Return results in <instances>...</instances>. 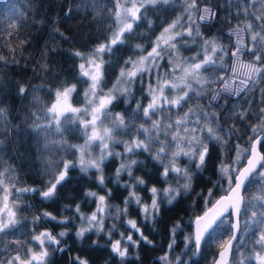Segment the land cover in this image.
<instances>
[{"label": "trees", "instance_id": "1", "mask_svg": "<svg viewBox=\"0 0 264 264\" xmlns=\"http://www.w3.org/2000/svg\"><path fill=\"white\" fill-rule=\"evenodd\" d=\"M124 1L120 0L121 3ZM191 2L192 0H187V3ZM196 2L198 9L202 11L208 8L209 14L214 13V16L209 22L201 23L200 13H194L196 19L191 25L192 36L187 35L189 21L184 12L185 0H172L166 6L146 5L147 10L141 9L138 14L141 19L133 24L132 32L124 34V42L114 45L111 52L100 56L105 63L102 69L103 82L97 89V94L102 95L112 91L121 70H130V61H138L141 56H146L164 28L179 18V24L172 31L173 35L175 32L183 34L175 41L179 59H170L166 54L159 62V67L144 73L142 79L138 77L131 85L122 84V87L131 88V95L112 91L117 98L108 106L107 117L101 115V125L111 127L115 116L119 114L125 118L129 127L135 125V128L127 135L124 133L128 129L114 132L108 151L124 154L125 142L146 139V134L137 133L136 129L141 124L151 128L152 120L163 121L159 130L154 131L161 137L167 135L170 140L173 133L164 132L169 121L164 120L163 116H169L174 123L189 109L196 115L200 112L215 113L224 129V132L219 133L223 138L221 142L204 141L208 144L209 154L202 172H197L195 163H189L186 157L176 161L180 168H187L193 174L191 188L187 192L182 191L172 205L166 199H161L160 212L145 219L134 200L127 207L125 201L129 192L134 191L142 198V203L150 205L151 195L148 190L152 186H156L162 193L166 187L177 188L185 182L183 177H177L176 174H170L167 180L161 178L164 165L171 163L175 145L168 149V156L159 161L153 159L160 147L156 143L152 145L150 153L137 150L130 156H109L102 165V171L89 169L81 172V153L77 149L83 143L84 133L76 119L78 115L65 113V117L74 122L65 121V130L58 133L55 123H50L51 114L47 112V108L51 107L56 98V91H63L65 87L72 85H75L76 91L69 97L70 105L77 107L84 103L89 79L81 76L79 65L84 61L75 52L91 55L100 44L110 42L119 27L115 15L117 0H0V57H4L0 60V112L3 113L0 115V172L5 173V184L11 193L9 202L12 203L18 197L16 210L21 221L15 229H10L4 235L3 242L0 243V259L5 264L16 255L15 250L20 247L15 241L22 242L24 252L28 247L40 251L39 243L33 241L32 236L42 231L50 232L60 241L58 246L51 247L45 242L50 253V264H77L74 259L76 257L86 259L88 264H162L160 257L165 253L169 254L171 264H178L175 259L177 256L185 264H210L213 261L220 244L230 235V230H226L225 226H218L202 242L196 255H193L196 252L194 243L186 249L185 242L186 237L191 235L192 225L189 222L205 209L204 200L208 190L213 189L212 201L224 193L219 186L213 187L219 179L221 160L232 164L237 156V145L248 149L250 141L258 134H254L252 128H259L264 119V77L255 84L250 81L247 89L237 93L235 89L240 86L238 72H232V68L239 64L255 63L258 67H264V53H261L260 60H256L257 52L253 51L243 52L238 60L231 55L236 46V32L243 36L245 49L256 47L251 39L254 32L260 31L264 35V29L261 28L264 19H256L257 16H264V0ZM249 24L254 25L253 29L249 30ZM197 28L199 36L196 35ZM206 39H215L216 43L222 48L227 47L228 51L212 54L209 45L206 53ZM205 54L213 55L215 63L201 71V78L212 79L214 82L202 86L195 80L190 81L193 88L201 92L199 97L192 94L191 99L183 102L179 108H172L163 115L157 113L150 119H145L143 107L151 102L149 85L158 89L163 80H173L174 77L182 75L179 69L173 71L174 64L185 60L191 62L190 58L194 56L198 62ZM126 61L129 63L126 64ZM225 80L232 86V92L224 91ZM21 87L26 89L25 94H20ZM177 94L165 89V95L169 99ZM217 94L219 99L213 100L212 97ZM138 104L141 106L140 112L133 117ZM65 117H61L62 122ZM195 118L196 116L190 117L191 120ZM201 125L204 126L203 119ZM187 126L191 128L194 125L190 123ZM209 126L215 128L216 121H212ZM229 129L233 132L231 136L227 135ZM196 134H200L199 130ZM258 149L264 155V141L258 145ZM247 153L238 167L242 165ZM195 159L198 160V155ZM131 160L142 163L133 167L131 177L124 172L118 181L116 169L121 163H130ZM64 162H70L73 167L68 170V179L58 186L50 200H43L39 192L19 194L15 191L16 188L46 191L49 182L63 170ZM258 170L264 171L259 167ZM101 175L104 177L103 185L99 183ZM138 178L143 179L145 185L137 186ZM221 183L226 186L227 180ZM261 183L258 174L255 179L250 178L242 189L241 195L244 199L252 201ZM125 184L129 187L124 188ZM87 192L96 193V198L86 196ZM3 194V186H0V197ZM101 195L106 197L103 230L96 231L99 225H95L82 238H78L76 232L81 227H88L87 221L81 217L91 216L97 210L98 197ZM117 209L126 214H119ZM252 211L251 205H248L247 215L242 217L241 225L251 217ZM45 212L56 219L44 218ZM37 216L41 219L34 225L32 222ZM128 220L136 221L143 236L152 243L142 240L141 233L135 232L128 225ZM178 221L182 230L173 236L171 229ZM60 232H66L67 235L60 237ZM129 234L137 243L129 244ZM241 235L242 232L237 234V241ZM173 239L175 244L169 249ZM117 240H121V249L127 248V256L123 259L111 251L112 243ZM237 241L233 242L234 245ZM61 248L63 251L59 250ZM233 251L234 248L228 264L236 263Z\"/></svg>", "mask_w": 264, "mask_h": 264}, {"label": "snow or ice", "instance_id": "2", "mask_svg": "<svg viewBox=\"0 0 264 264\" xmlns=\"http://www.w3.org/2000/svg\"><path fill=\"white\" fill-rule=\"evenodd\" d=\"M172 3V0H134L131 7H125L120 0H117L115 15L117 21L120 22L123 26L119 28V31L116 32L113 38L107 44H100L95 50L91 53V55H83L80 52H75V55L81 57L84 61L79 65L81 76L87 77L91 83L89 86V92L92 95L97 94V89L100 88L103 82V74L102 69L104 66V60L100 59L101 54L105 52H111L112 47L117 45L118 43L124 42V34L130 33L133 30V24L141 19V16L138 15L141 12V9H146V5L151 6H159V5H169ZM138 4V6H137ZM186 7L184 8V12L188 16L189 21V30L187 35L192 36L191 25L195 23V15L194 13L199 12V21L201 23L209 22L213 14H209L210 10L208 8H204L202 11L198 9L196 0H192L191 3H187L185 0ZM71 10H69L70 12ZM69 13H66V15ZM257 20L264 19V16H257ZM179 18L177 21L173 22V24L164 28L163 32L160 36L157 37L154 42V46L151 51L147 53L146 56H141L138 61H130L132 63V68L130 70L122 69L120 73V77L118 78L117 84L113 86V91L119 92L121 94L131 95L130 87H122L121 85H131L138 77L142 79L143 74L146 72H150L152 68H158L159 62L165 58L167 54L170 59H179L177 43L175 42L177 37H181L183 34L181 32H175L172 34L173 29L179 24ZM254 25L249 24V30L253 29ZM261 28L264 29V25H261ZM196 35L199 36V30L197 28ZM231 35V33H230ZM236 46L235 50L232 51V57L239 59L240 55L245 51H253L257 52L256 60L261 59V53H264V35L261 34L260 31H256L252 34L251 39L256 45V47L245 49L244 47V39L240 32L235 33ZM62 36V34H61ZM204 51L208 52V46H211V53L217 54L218 51L227 52V47H221L216 40H204ZM139 47V45L137 46ZM169 50H172L169 52ZM4 59V57H0V60ZM223 59V57H221ZM189 60L181 61L180 63H176L173 65V71L179 69L182 72V75L178 77H174L173 80H163L162 83H159V87L153 88L149 85V94L151 95V102L143 107V117L145 119H150L152 116L157 113H161L162 115L165 112L170 111L172 108H179L182 106V103L186 100L191 99V95L194 94L196 96H200L201 92L197 91L193 88V85L190 81L195 80L196 83L200 85H210L214 81L212 79H203L201 78V71L207 70V67L213 65L215 61L213 60V55L205 54L202 60L197 62V57H191ZM129 61H126V64ZM87 65V68H86ZM222 66V65H221ZM245 68L247 71L245 75L247 79H243L240 81V86H238L235 91L237 93L244 91L248 88L249 82L252 84L258 82L262 77H264V67H258L255 63L243 64L240 65ZM232 72L236 73L237 68L233 67ZM215 76V73L211 74ZM223 79V77H220ZM178 81V82H177ZM170 89L176 93L173 98L169 99L167 95H165V89ZM76 91L75 85L65 87L63 91H56V102L51 105V107L47 108V112L51 114L50 123L54 122L56 125V129L58 133L63 132L65 129L63 128V123L67 121L68 123H72L74 121L69 120L65 117V113L71 112L74 116L76 113H79L81 109L71 107L69 104V97L73 92ZM224 91L232 92V86L225 80L224 83ZM20 94H25L26 89L21 87L19 89ZM87 97V93H86ZM111 92L106 95H102L99 100V105L91 108V119H81L80 117H76L79 120L80 126L85 129V135L87 139L85 144L80 146L77 150L80 151V171L86 172L89 169H95L97 171H102V165L107 161L109 156L122 157L124 154H134L137 150H142L144 152H151L152 145L159 143V151L153 157L154 160H161L164 157L168 156V149H170L173 144L175 145L176 150L172 152L171 155V163L170 165H164L163 171L161 173V178L167 180L170 174H176L177 177H183L185 182L182 185H178L177 188L166 187L162 190L158 189L156 186H152L148 191L151 195V204L142 203V198L139 195H136L134 191L129 192V197L125 201L126 207L130 205L131 201H135V203L139 206L140 211L145 215V219L149 216H155L160 212V200L166 199L169 205H172L175 201H177L178 197L181 195V192H187L192 186L193 174L187 168H180L176 161L181 157H186L189 163H195L196 171L202 172L205 167L206 156L209 154V147L207 143H204L205 140L212 141L215 140L218 143L223 139L219 133L224 132L223 126L219 124L218 117L215 113L212 112H200L199 115L193 113L191 109L188 112L183 114V117H180L175 120V122H171L170 117L167 115L163 116L164 120H168L169 123L164 127V132H172L171 139H168L167 135L161 137L157 134L160 126L163 121L161 120H152V127L146 128L143 124L140 125L138 129H136L137 133L146 134V139H133L131 142H125V150L124 154L119 152H110L109 149V141H113V133L117 132L121 129H128L124 134L127 135L129 132L135 128V125L129 127V124L125 121V118L119 114H117L114 118V122L111 127H98V123L102 124L101 115L103 114L107 117V109L110 104L116 99ZM213 100L219 99V95H214L212 97ZM89 103L91 101L89 100ZM141 106L138 104L136 109L134 110L133 117L137 116L140 112ZM264 111V110H262ZM0 115H3L0 112ZM178 115V114H177ZM191 116H196L195 120H191ZM61 117H65L62 122ZM227 118V117H226ZM241 118H243V114H241ZM201 119L204 121V126L201 125ZM212 121H216L215 128L211 125ZM37 123H39V119H37ZM193 124L194 126L189 128L188 124ZM91 127V133H88V128ZM157 130V131H154ZM174 130V131H173ZM181 130L182 133L181 134ZM199 130V135H197V131ZM252 132L260 133L255 136V140L251 143L250 152L251 155L247 156V164L240 168L238 165L241 163L242 157L249 151L246 148H241L237 145V156L235 161L232 164L226 163L221 160L219 166V179L216 183H214L213 187L219 186L221 191L225 194L221 195L214 202L212 201L213 189L208 190L207 196H205V210L203 214L196 215L193 220L189 223L194 225V233L188 237H186L185 248H190L191 243L194 241L196 252L193 255H196L202 245V242L211 235L212 232L216 230V228L220 225L225 226L226 230L231 231L230 238L220 244V247L223 249L220 252V258L215 261V264H228V253L234 247H240L243 245V242L247 239L246 236L241 235L239 241H237V234L244 232L248 233L250 229L254 227H260L261 232L255 241V246H259L261 249H264V171L258 170V165L260 169H264V155H262L258 151V145L264 141V119H262L259 128L253 127ZM228 136L233 135L231 129L227 132ZM95 141H99L101 145V154L96 159H90L85 161L84 152L89 146H91ZM184 145V147H181ZM76 147V146H71ZM198 155V160L195 159ZM142 163V161L131 160L130 163H121L120 166L116 169V177L119 181L121 173L127 172L131 177L133 167L137 164ZM73 165L70 162H64L63 170H60L58 175H55L53 181L49 182L46 191H41L40 189H27V188H16L15 191L19 194H23L26 192H39L40 196L43 200H50L56 193L58 186L62 184L66 179H68V170H70ZM258 174V177L261 179L262 183L258 188L259 195L253 197L252 201H247L241 195L242 189L245 188L246 182L250 180V178L255 179ZM5 173L0 172V186H3V197L2 201H0V243L3 242L4 235L10 229H15L18 224H20V218L17 215V203L16 199L9 203V196L11 195L9 187L5 184ZM227 180V185H223L221 182ZM99 183L101 185L104 184V177L101 175L99 177ZM136 185H145V181L143 179H137ZM124 188H128L129 185H123ZM86 196L96 198V193L87 192ZM105 200L106 197L101 195L98 197L97 202V210L92 213L91 216H82V220H86L88 223V227H81L80 230L76 232V236L78 238H82L86 232H89L93 229L95 225H99L96 228V231L103 230V220L105 213ZM211 203V207H207V205ZM248 205H251L253 211L251 217L248 220H245L243 225H241V219L243 216L247 215ZM77 211H79V206H77ZM117 212L121 215L126 214V212L121 213L120 209H117ZM44 218H50L55 220V217H52L50 213H43ZM231 217L232 219H229ZM41 217L37 216L33 219V224L35 225L37 221H39ZM60 223H66V221H60ZM128 225L131 226L135 232L141 233V239L146 243L151 244L152 242L147 239V237L143 236L140 228L137 226L136 221L128 220ZM114 228V226H113ZM182 230L181 223L178 221L171 229L173 236ZM66 232H60L59 236H66ZM123 238V234H122ZM215 238V237H213ZM32 240L36 241L40 245V251H34L33 248L28 247L26 252H24L23 244L21 241H15L17 245H20L15 251L16 255L7 260V264H50V253L48 251V247L51 245H59L60 241L53 236L48 231H42L39 234L33 235ZM48 242V247L45 246V242ZM127 241L129 244H135L136 241H133V237L131 234L127 236ZM234 241L237 243L234 245ZM175 244V239H173L172 243L169 245V249H172ZM121 240H117L112 243L111 251L117 254L120 258H125L127 256V248L121 249ZM7 250V249H6ZM56 249H53L55 251ZM63 251V249H59ZM187 253H185L186 255ZM77 261V264H88L86 259H82L79 257L74 258ZM176 261L178 264H185V262L181 259L180 256H177ZM253 257L249 256L246 258L247 264H251ZM257 264H264V253L257 252L254 256ZM160 261L162 264H171L169 259V254L165 253L164 256L160 257ZM244 258L241 259V264H246ZM0 264H5V261L0 259Z\"/></svg>", "mask_w": 264, "mask_h": 264}, {"label": "rangeland", "instance_id": "3", "mask_svg": "<svg viewBox=\"0 0 264 264\" xmlns=\"http://www.w3.org/2000/svg\"><path fill=\"white\" fill-rule=\"evenodd\" d=\"M133 2H134V0H125L122 4L125 7H131ZM137 6H138V4H137ZM122 26L123 25L119 22V27H118V30L116 32H118L119 28L122 27ZM240 65H243V64H239L238 66H236L237 72H238L237 75H238V79H239L238 82L239 83H240L241 80L247 79V76L245 75L247 70L245 68L241 67ZM86 68H87V65H86ZM90 83H91V81L89 80V86H90ZM89 86H88V88L86 90L87 97H86V93H85L84 103L82 105H80V106H77V107L71 106V107H74V108L81 109V111L79 113H76V115H78L81 119H86V120H90L91 119V115H90L91 108L94 107V106H98L99 105L100 97L102 95L108 94L109 92L112 93V91H113V90L109 91V92H107L105 94H102V95H99V94L92 95V93L89 92ZM89 100L91 101V103H89ZM55 102H56V98L53 101V103H55ZM98 127L103 128L104 126H102L101 124L98 123ZM82 130H83V133H84V139H83L82 145H84L85 141L87 139V136L85 135V129L82 128ZM87 131L90 134L91 133V127H89ZM94 150H96V151L93 152ZM100 151H101L100 142L99 141H95L91 146H89L87 149H85V152H84L85 161H88L90 159H96V157H98L100 155ZM80 156H81V154H80ZM79 161H80V159H79ZM259 194L260 193L258 192L257 195H259ZM2 197H3V195L0 197V201H2ZM252 229H250L248 233L242 232V235L246 236L247 239L243 242L242 246L234 247L233 253H234V255H236V263L235 264H241V259L244 258L245 261H246V258L249 257V256L253 257L251 264H257V262L254 259L255 254L257 252L264 253V249H261L259 246H255L254 247L255 241H256V239H258V237L260 235L261 228L260 227H254ZM246 264H247V261H246Z\"/></svg>", "mask_w": 264, "mask_h": 264}, {"label": "water", "instance_id": "4", "mask_svg": "<svg viewBox=\"0 0 264 264\" xmlns=\"http://www.w3.org/2000/svg\"><path fill=\"white\" fill-rule=\"evenodd\" d=\"M258 134H260V133H258ZM255 140V137L250 141V144H249V148H248V153H247V156H249V155H251V152H250V147H251V143L253 142ZM258 151H259V149H258ZM260 152V151H259ZM261 153V152H260ZM247 156L244 158V160H243V163H242V165L240 166V168H243L246 164H247ZM258 167H259V165H258ZM225 193H223V194H220L218 197H216L214 200H213V202L216 200V199H218L221 195H224ZM241 194H242V191H241ZM207 207H211V203L207 206ZM205 210V209H204ZM203 210V211H204ZM203 211L200 213V215H202L203 214ZM195 218V217H194ZM193 218V219H194ZM230 219H232L231 217H230ZM192 225V224H191ZM192 228H191V235L194 233V225H192L191 226ZM230 236H231V231H230V235H229V237H228V239L230 238ZM227 239V240H228ZM226 240V241H227ZM225 241V242H226ZM193 243H194V241H193ZM194 246H195V244H194ZM223 249L220 247V249L217 251V253H216V255H215V257H214V259H213V261L210 263V264H215V261L216 260H218L219 258H220V252L222 251ZM230 253H231V250L229 251V253H228V260H229V258H230Z\"/></svg>", "mask_w": 264, "mask_h": 264}]
</instances>
